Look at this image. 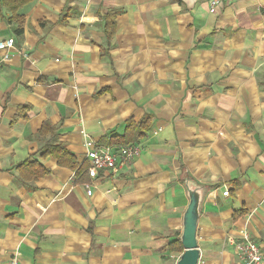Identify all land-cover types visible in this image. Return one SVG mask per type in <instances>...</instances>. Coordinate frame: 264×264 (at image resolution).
I'll return each instance as SVG.
<instances>
[{"label": "crops", "instance_id": "crops-1", "mask_svg": "<svg viewBox=\"0 0 264 264\" xmlns=\"http://www.w3.org/2000/svg\"><path fill=\"white\" fill-rule=\"evenodd\" d=\"M208 2L0 1V264H175L187 176L198 263L241 264L245 235L264 259V0ZM144 117L123 168L77 177L37 153L55 137L87 171L86 138L115 147ZM29 158L47 172L22 177Z\"/></svg>", "mask_w": 264, "mask_h": 264}, {"label": "built area", "instance_id": "built-area-1", "mask_svg": "<svg viewBox=\"0 0 264 264\" xmlns=\"http://www.w3.org/2000/svg\"><path fill=\"white\" fill-rule=\"evenodd\" d=\"M223 1L224 0H209L208 12H215ZM13 45V37L0 40V51H2L0 54V67L3 62L10 59V48H12ZM83 147L84 150H86L85 157L89 160L90 164L86 172L91 177L96 176L98 170H116L130 165L134 157H136L141 150L139 144L135 143L118 144L113 147L109 144L99 145L91 138H86ZM86 193L89 194L90 189H88ZM222 193L223 195H228V189L225 188ZM234 247L241 264H264L261 247L252 237L245 235L243 240L234 243ZM9 264H18L16 256L9 261Z\"/></svg>", "mask_w": 264, "mask_h": 264}, {"label": "trees", "instance_id": "trees-1", "mask_svg": "<svg viewBox=\"0 0 264 264\" xmlns=\"http://www.w3.org/2000/svg\"><path fill=\"white\" fill-rule=\"evenodd\" d=\"M6 7L12 10V15L14 17H18L17 10L25 3H28L32 0H0ZM103 21H104V31L107 34V37L112 36L113 31V22L115 21L113 18V14L106 12L103 14ZM46 128V126H44ZM150 128V120L148 117H144L143 120L139 121L138 123L129 122L127 124L123 135L115 134L111 135L110 138L113 139V143L119 144H130L136 142L139 137L143 135V133ZM116 139V140H115ZM115 140V142H114ZM41 157L45 155H50L55 158L56 163L59 165L68 166L71 169L75 170V174L77 177H81L85 174L86 170L83 166H79L76 162V159L73 154L68 151L65 146L60 142H55V137L51 138L41 149L37 151ZM17 166L22 167L21 175L25 179L32 178L35 179L39 176H42L47 170L45 167L39 164L34 159H26L25 161L21 162ZM30 176V177H29ZM242 211H234L233 216L235 217L236 214L241 213ZM170 249H176V251H180L181 244L179 240H175L170 242L168 245Z\"/></svg>", "mask_w": 264, "mask_h": 264}, {"label": "water", "instance_id": "water-1", "mask_svg": "<svg viewBox=\"0 0 264 264\" xmlns=\"http://www.w3.org/2000/svg\"><path fill=\"white\" fill-rule=\"evenodd\" d=\"M185 191H187V207L182 213L181 231L179 240L183 251L178 255L175 264H199L200 250L197 242V224L200 214L201 201L205 194L204 188L191 177L184 178Z\"/></svg>", "mask_w": 264, "mask_h": 264}]
</instances>
